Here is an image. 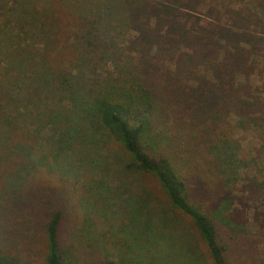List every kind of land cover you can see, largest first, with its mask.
<instances>
[{
  "label": "rangeland",
  "instance_id": "obj_1",
  "mask_svg": "<svg viewBox=\"0 0 264 264\" xmlns=\"http://www.w3.org/2000/svg\"><path fill=\"white\" fill-rule=\"evenodd\" d=\"M242 15L248 17L246 26ZM191 23L200 38L214 43L218 33H229L231 40L223 41L218 52L209 50L212 69L228 52L252 62L247 71H238L237 82L251 78L254 88L260 86L252 92L264 104L259 77L264 0H0L4 52L33 59L46 76L45 57L63 63L79 90L70 97L136 83L168 95L182 124L178 133L188 128L185 136H194L181 151L193 198L208 212L222 209L232 232L227 239L232 264H264V117L244 128L234 113L217 118L218 132L226 131L228 140L205 147L214 142L215 134L208 131L215 125L209 127L211 111L204 113L199 99L214 92L209 91L215 88L209 83L213 78L205 72L212 69L203 66L204 58L196 60L190 34L174 31L177 24L190 28ZM76 52L90 61H78ZM201 52L204 57L205 49ZM29 92L19 94L21 111L28 115L15 114L27 155L15 153L16 137L4 141L10 132L0 118V261L46 264L44 228L61 209L70 264H212L191 220L171 207L151 175L140 177L127 169L125 152L113 139L90 130L87 138H95L88 145L78 140L65 149L49 126L37 133L43 126L33 116L52 104L54 93L31 102L37 99ZM134 208L148 220L146 229L139 227L141 213ZM82 223L87 229L80 231Z\"/></svg>",
  "mask_w": 264,
  "mask_h": 264
},
{
  "label": "trees",
  "instance_id": "obj_2",
  "mask_svg": "<svg viewBox=\"0 0 264 264\" xmlns=\"http://www.w3.org/2000/svg\"><path fill=\"white\" fill-rule=\"evenodd\" d=\"M247 18V16L242 15L241 23L245 26ZM239 20L236 19V22ZM190 26V28H180V24H177L174 31L179 30L180 33L190 34L189 38L193 43L191 49L198 54L196 60L199 57L204 58L203 66L212 69L213 61L207 57L209 50L217 51L223 41L231 40L229 33H218L219 40L214 43L208 37L200 38L199 32H195L197 29L195 24L191 23ZM9 32L12 34L10 37L12 40L15 31L11 29ZM6 48L0 44V116H2L0 118H3L1 122L9 127L10 132V138L5 137L4 141H10L13 137L17 139V141L13 139L14 142L12 143L17 149L16 154L21 155V157L28 154L26 153L28 145L24 143L23 136H21L24 130L20 131L18 119L15 117V114L22 113L19 94L21 95L22 92L29 89L31 90L29 93L37 99L30 101L37 102L45 92L54 93L52 104L44 111H40L38 116H33L36 119L35 124L40 123L39 128L41 125L43 126L37 130V133L45 132V128L49 126L47 130L60 134V143L65 149H71L70 146L78 140H83L84 144L90 143L89 141L95 138V136L87 138L86 133L90 130L93 133L98 132L113 139L125 152L127 169L140 177L151 175L161 186L171 207L191 220L208 250L212 264H232L230 243L227 240L228 237H232V232L225 225L227 218L223 216L222 209L217 208L214 212H208L193 198L195 193L191 185L192 181L185 175L181 162L183 158L181 151H183V145L184 148H187V142L192 143L194 136L190 133L187 134V137L185 136L188 128L183 130L184 133H178L182 124L174 116L176 110L167 101L165 96L168 95L161 94L155 86H151L149 89L141 83H136L135 85L126 84L119 88L104 86L102 91L97 92L95 89H90L83 96L70 97L69 94H75L77 85L74 82L75 78L72 71L63 63L54 64L51 56L45 57L42 64L45 65L46 76L44 70H39L42 66L34 64L33 59L23 57L19 53L4 52ZM203 48L205 49L204 57H202L201 52ZM76 59L84 63L90 61L89 57L77 52ZM206 60H209V63ZM3 62L5 63L2 64ZM251 63L249 61L243 62L242 58L228 52L224 60L215 65L213 68L215 70L205 71L206 74H211L213 78V82L209 81V83L215 85V88L209 89L210 93L214 91L209 97L204 94L205 100L203 101V95L199 99L203 103L202 111L204 113L211 111L210 116L214 117L210 118L209 116L211 120H207L209 123L212 122L209 127L211 124L212 126L215 125L212 133V129L208 131L209 135L215 134V137H212L214 142L205 143L206 148L207 145L223 146L228 140L226 131L218 132L220 129L217 118L234 113V116L239 118L237 125L244 128L257 123L259 116L264 117L262 98L252 92L253 90H260L259 85L255 88L251 85L249 76L252 75L243 73L249 78V81L247 83L237 82L238 71H247V65ZM259 72L263 84L260 94L264 96V65ZM76 92L79 93L78 88ZM11 108L12 111H10ZM22 114L28 115L24 112ZM31 115L34 114L31 113ZM181 140H185L186 143L184 144V141ZM15 179L18 177L15 176ZM97 183L103 184L101 181ZM76 206L77 208L80 207L79 202L76 203ZM134 209L140 212L142 216H137L139 227H143L142 230L146 229L148 220H146L147 222L143 220L141 208L140 210ZM82 214L80 212L77 218H81ZM145 215L148 216L147 213ZM64 219L63 210L58 209L53 212L45 225L46 264H70ZM83 227L82 223L79 230L87 229V227ZM140 233L143 234L142 231ZM0 264L17 263L6 260L0 261ZM99 264L116 263L107 261Z\"/></svg>",
  "mask_w": 264,
  "mask_h": 264
}]
</instances>
